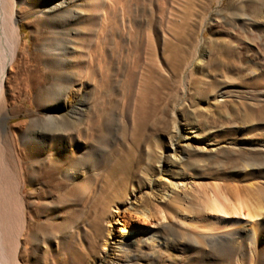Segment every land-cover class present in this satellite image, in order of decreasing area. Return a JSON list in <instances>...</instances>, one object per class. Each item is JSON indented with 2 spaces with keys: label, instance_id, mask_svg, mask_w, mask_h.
I'll use <instances>...</instances> for the list:
<instances>
[{
  "label": "rangeland",
  "instance_id": "obj_1",
  "mask_svg": "<svg viewBox=\"0 0 264 264\" xmlns=\"http://www.w3.org/2000/svg\"><path fill=\"white\" fill-rule=\"evenodd\" d=\"M17 1L0 143L33 221L21 264H264L262 217L250 249L197 208L199 186L264 187V0ZM120 216L146 231L131 253L102 246Z\"/></svg>",
  "mask_w": 264,
  "mask_h": 264
},
{
  "label": "bare ground",
  "instance_id": "obj_2",
  "mask_svg": "<svg viewBox=\"0 0 264 264\" xmlns=\"http://www.w3.org/2000/svg\"><path fill=\"white\" fill-rule=\"evenodd\" d=\"M17 4V0H0V114L2 101H4L5 105H7L8 102V99L4 98L5 86L9 69L16 59L20 42L19 28L17 25L19 8ZM257 16L260 18V24L264 26V7L260 9ZM66 47L63 46V49H66ZM64 51L60 49L58 52L63 54ZM252 67L255 68V64ZM254 70L256 74L260 76V69L255 68L253 71ZM247 78L249 77L245 79ZM206 111L207 110L201 111L202 116H200V118H203ZM197 120L198 119L195 117H192V119L186 120L181 125L190 130L189 133L193 134L192 137L197 135L194 125V122ZM51 127L55 129V125ZM180 133L181 128L178 124H175L174 133L171 135L170 139L172 147L169 158L173 160L180 158L178 152L179 143L176 141V136L180 137V139L185 142L190 139L189 135H181ZM186 144V146L191 148L192 145H190V143ZM66 146L69 147V144H66ZM197 149L201 152H213L212 149L206 146V143H203ZM7 157L8 154L0 143V264H21V259L24 256L27 246H25L24 242L27 237H30L29 231L33 221L30 217L31 212L28 210L29 204L23 202L24 197L21 193L23 179L20 180L13 175ZM166 172L164 168H161L159 172V181L164 179L163 176ZM72 173L73 170L70 171V174ZM181 174L182 171L176 174V177L181 178ZM193 188L194 186L190 181L171 183V192L173 193L177 190H191ZM199 189L201 190L197 192L201 194V200L199 199L200 201L197 208L202 210V213L210 220L212 230L228 231L224 236L226 240H242L245 242V246L250 249L257 247L259 239H261L259 238L260 234L264 233V224L262 230H260V234L258 227L255 225L257 219L261 217L264 219V187H247L239 190L237 187L205 185L199 186ZM196 212H198L197 209ZM148 213L150 214L147 209L141 211L137 210L136 204L134 203H131L128 207V214L131 218L135 216V218L143 222L149 219ZM125 218L120 216V220L117 221V219H114L109 225L103 241V249L112 250L115 253H131L136 247L134 235L141 233H144V235L146 234L144 230H134V228L129 227L131 222ZM241 227H250L251 230H248L249 232H242L238 230V228ZM115 229L118 230L117 236L114 235ZM162 242H164V239L159 232H153L152 236L148 237L146 242L144 240L145 245L151 248H158Z\"/></svg>",
  "mask_w": 264,
  "mask_h": 264
}]
</instances>
